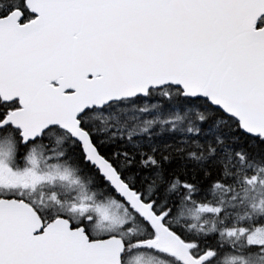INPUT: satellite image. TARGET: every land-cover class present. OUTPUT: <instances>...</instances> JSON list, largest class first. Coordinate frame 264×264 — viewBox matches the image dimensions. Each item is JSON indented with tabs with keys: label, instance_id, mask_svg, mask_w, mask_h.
<instances>
[{
	"label": "snow or ice",
	"instance_id": "6c2138e0",
	"mask_svg": "<svg viewBox=\"0 0 264 264\" xmlns=\"http://www.w3.org/2000/svg\"><path fill=\"white\" fill-rule=\"evenodd\" d=\"M0 264H264V0H0Z\"/></svg>",
	"mask_w": 264,
	"mask_h": 264
}]
</instances>
